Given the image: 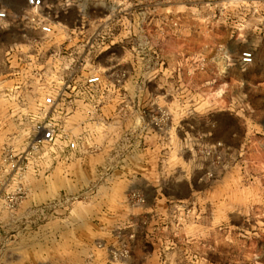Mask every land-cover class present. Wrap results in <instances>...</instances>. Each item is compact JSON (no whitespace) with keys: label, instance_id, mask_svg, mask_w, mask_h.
<instances>
[{"label":"rangeland","instance_id":"1","mask_svg":"<svg viewBox=\"0 0 264 264\" xmlns=\"http://www.w3.org/2000/svg\"><path fill=\"white\" fill-rule=\"evenodd\" d=\"M44 2L101 81L61 122L82 148L13 136L6 51L41 33L0 0V264H264V0Z\"/></svg>","mask_w":264,"mask_h":264},{"label":"built area","instance_id":"2","mask_svg":"<svg viewBox=\"0 0 264 264\" xmlns=\"http://www.w3.org/2000/svg\"><path fill=\"white\" fill-rule=\"evenodd\" d=\"M45 7L44 0H25V18L41 37L14 43L6 51L7 60L14 63L9 72L13 80L8 94L12 103L8 107L9 117L19 125L13 136L24 144L71 153L82 148V134L61 130V122L75 113L76 103L82 101V87L90 89L100 83L101 78L94 68L82 65V49L62 46L63 41L54 39L51 20L43 11ZM8 18V12L0 9V21ZM241 59L250 62L251 52L244 51ZM7 159H10L12 172L10 176H0V184L24 182L23 176L17 174L26 165L20 164L19 158L14 159L12 154L3 155L0 163ZM22 197L19 189L7 190L0 195V200L7 208L11 205L15 208Z\"/></svg>","mask_w":264,"mask_h":264},{"label":"crops","instance_id":"3","mask_svg":"<svg viewBox=\"0 0 264 264\" xmlns=\"http://www.w3.org/2000/svg\"><path fill=\"white\" fill-rule=\"evenodd\" d=\"M35 192H36V193H35V196H36V195H37V189H36ZM37 198L40 199V197H37ZM38 199H37V200H38ZM15 213H16V214H19V215L22 214V209H21L20 207H18V208L16 209ZM5 214H6V213H5ZM6 215H7V214H6ZM1 228L4 229L3 225L0 224V229H1Z\"/></svg>","mask_w":264,"mask_h":264}]
</instances>
